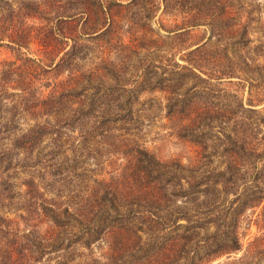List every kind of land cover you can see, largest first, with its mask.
<instances>
[{
    "label": "rangeland",
    "instance_id": "374dc122",
    "mask_svg": "<svg viewBox=\"0 0 264 264\" xmlns=\"http://www.w3.org/2000/svg\"><path fill=\"white\" fill-rule=\"evenodd\" d=\"M36 1L49 8L47 16L54 17L45 21V35L56 42L51 53L38 50L37 42L32 44L31 56L42 57L46 65L56 64L75 45L73 55L62 62V72L49 74L50 86L63 81L64 103L49 101L33 115L16 107V120L24 127L36 121L50 127L42 146L31 155L0 139V158L5 155L12 160L7 173L0 171V185L4 183L0 215L17 219L22 230L50 233L52 223L36 210L47 204L65 213L61 218L62 234L69 230L64 245L67 255L59 251L38 264H114L104 254V240L86 247L79 218L81 225L82 216L92 212L91 202L103 197L104 190L114 198L118 184L124 185L126 195L124 188L131 183L142 192H163L153 177L132 170L123 151L130 155L143 148L161 162H177L188 170L200 168V173L219 171L230 163L264 166V159L256 155L264 151V0H206V4L204 0ZM59 15L63 19H56ZM12 58L0 49V62ZM73 74L80 76L78 90L69 88ZM110 87L114 90L108 91ZM78 92L81 107L96 94L109 102L106 109L111 116L123 120L105 123V130L93 128L81 112L80 121L76 120L67 95ZM0 111L3 116L15 113L3 105ZM96 120L103 123L105 117L98 115ZM230 136L257 151L234 155L241 146H235ZM31 180L36 189L29 193ZM7 182L11 193L6 191ZM174 184L169 185V193L179 194L180 187ZM240 189L237 192L244 196ZM204 190L203 186L194 192ZM205 194L202 200L213 198ZM145 201H134L136 212L164 215L163 209ZM261 211V207L247 210L239 217L240 251L210 264H233L238 259V264H264ZM64 218L72 225L68 227ZM131 222L135 220L121 227ZM204 232L202 227L198 240L205 239ZM143 257L131 256L128 264Z\"/></svg>",
    "mask_w": 264,
    "mask_h": 264
},
{
    "label": "trees",
    "instance_id": "16d2710c",
    "mask_svg": "<svg viewBox=\"0 0 264 264\" xmlns=\"http://www.w3.org/2000/svg\"><path fill=\"white\" fill-rule=\"evenodd\" d=\"M204 3L206 4V0ZM42 5L36 0H0V49H6L13 57L0 62V106L3 105L9 112H15L18 106L24 113L33 115L36 109L43 110L46 107L43 105L49 101L64 103V98L60 97L62 91H65L63 81H55L50 86L49 74L52 71L57 75L62 72V62L65 57L73 55L75 45L72 44L60 57L62 62L56 64L46 65L42 57L31 56L32 44L37 42L41 48L38 50L51 53L52 44L56 42L45 35V21L54 17L47 16L49 8H43ZM59 18L63 19L60 15L56 17L60 20ZM37 21L41 25L34 28V25L39 24ZM63 41L68 46V38ZM69 88L80 89V76H70ZM113 90L111 87L108 89ZM95 95L83 107L80 106V92L67 95L70 106L76 113L73 114L76 120L80 121L81 112L96 130L104 129L105 123L123 120L111 116L106 109L109 102ZM2 112L0 111V134L5 137L0 139H8L9 145L12 144L15 150L33 155L34 150L42 146L44 137L50 133V127L37 121L28 122L24 127L21 120H16V112L7 116H3ZM98 115L105 117L103 123L96 120ZM22 119L25 120L23 116ZM191 133L190 137H193L194 132ZM231 140L235 146H241V150L235 148L232 152L234 155L240 152L242 155H252L257 151L247 147L237 136L231 137ZM121 154L128 158L127 161L133 166L132 170L140 175L153 177L155 185H162L163 192L159 189L152 190L151 193L142 192L130 181L131 185L124 188L128 193L126 195L121 188L124 185L118 184L113 188L114 198H110V192L104 190L103 197H97L91 202L92 212H86L82 216L81 225L79 218V232L81 231L82 237H86V247L104 240V254L114 264H128L131 256H144L132 264H210L240 251L238 222L245 211L261 207L258 222L261 220L264 225V166L251 164L247 168L245 165L230 163L222 170L200 173V168L188 170L177 162H161L143 148H137L130 155L126 151ZM256 155L258 160L264 159V151ZM11 168L12 160L2 155L0 171L7 173ZM173 181L180 187L179 194L169 193V185ZM3 184L0 186L3 187ZM6 184V191L11 193L12 185H8V182ZM101 184L108 186L103 182ZM203 186L206 190L194 192ZM27 187L29 193L36 189L33 180L27 182ZM239 188L246 193L244 196L237 192ZM209 189L211 192H208ZM203 192H206V197L211 193L213 198L202 200ZM139 200H146V203L163 209L164 215L149 213V216H144V212H136L133 203ZM76 210L80 217V205ZM36 211L52 223L53 231L43 233L29 228L22 230L17 219L0 215V264H38L45 256L59 251H64L67 255L68 249L64 245L65 235H68L69 230L62 234L65 226L61 218L65 213L47 204H42ZM65 220H68V227L72 225L69 218ZM131 220L135 222L121 227ZM181 221L185 224H181ZM202 227L205 229V239L198 240ZM210 227H214L212 232ZM239 262L240 259L232 263Z\"/></svg>",
    "mask_w": 264,
    "mask_h": 264
}]
</instances>
